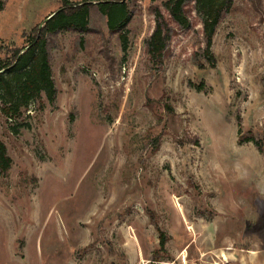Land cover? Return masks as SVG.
Here are the masks:
<instances>
[{
  "label": "rangeland",
  "instance_id": "obj_1",
  "mask_svg": "<svg viewBox=\"0 0 264 264\" xmlns=\"http://www.w3.org/2000/svg\"><path fill=\"white\" fill-rule=\"evenodd\" d=\"M109 1L90 7V32L50 38L56 101L0 115L13 159L0 264H264V0L224 11L212 60L195 3L182 29L166 0H124L131 19L114 32ZM0 2L2 48L65 7ZM158 12L172 28L163 63L147 44Z\"/></svg>",
  "mask_w": 264,
  "mask_h": 264
},
{
  "label": "trees",
  "instance_id": "obj_2",
  "mask_svg": "<svg viewBox=\"0 0 264 264\" xmlns=\"http://www.w3.org/2000/svg\"><path fill=\"white\" fill-rule=\"evenodd\" d=\"M100 1L95 0V2ZM233 1L166 0L164 6L172 21L180 28L187 29L192 25L188 15V5L195 3L196 10L204 18L206 52L212 60L214 37L224 11L231 8ZM95 2L73 3L65 0L64 8L53 12L43 23L26 34V41L22 46L0 47V52L4 53V56L0 57V115L16 120L24 114L32 102L41 99L44 95L50 102L56 101L58 90L53 77L50 38L68 30L90 32V7ZM108 6L120 10V15L115 19L113 13H109L108 25L111 31L121 32L131 19L129 5L124 0H110ZM2 9L1 3L0 11ZM121 39L125 40L124 34H121ZM171 40L172 28L164 15L158 12L157 25L147 41L150 56L155 62L163 63ZM260 150L264 149L261 147ZM12 166L13 159L8 153L6 143L0 137V174H7ZM160 244L163 249L166 244L163 235Z\"/></svg>",
  "mask_w": 264,
  "mask_h": 264
}]
</instances>
